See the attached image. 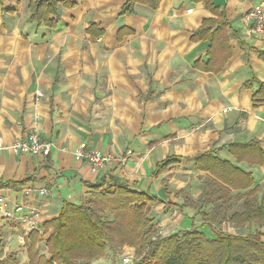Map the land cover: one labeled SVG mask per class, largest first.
I'll return each instance as SVG.
<instances>
[{
    "label": "crops",
    "instance_id": "crops-1",
    "mask_svg": "<svg viewBox=\"0 0 264 264\" xmlns=\"http://www.w3.org/2000/svg\"><path fill=\"white\" fill-rule=\"evenodd\" d=\"M73 1L59 5L49 28L29 18L31 0H0V196L12 214L0 208V259L27 260L19 215L28 207L42 223L63 201L82 203L86 183L111 177L156 196L153 214L166 230L191 225L213 202L185 203L174 190L202 195L210 175L193 165L202 153L252 171L264 193V161L235 163L227 149L249 140L264 149V104L254 107L251 98L264 81V33L244 20L258 0H213L215 12L203 1L160 0L156 9L135 2L129 14H120L124 0ZM204 21L224 26L212 47L193 36ZM32 130L50 143L46 156L2 147ZM79 142L111 154L103 173L74 160ZM168 157L178 163L157 171Z\"/></svg>",
    "mask_w": 264,
    "mask_h": 264
},
{
    "label": "trees",
    "instance_id": "trees-1",
    "mask_svg": "<svg viewBox=\"0 0 264 264\" xmlns=\"http://www.w3.org/2000/svg\"><path fill=\"white\" fill-rule=\"evenodd\" d=\"M159 1L124 0L120 14L132 12L135 2L156 9ZM195 1H203L210 12L218 10L213 0ZM75 4L73 0H31L29 18L53 28L59 19V5L69 8ZM216 26L212 30L208 21H204L193 36L206 38L212 47V37L224 27L221 21ZM93 28L95 26L91 25L88 30ZM258 54L261 57L264 52ZM253 79L247 80V85H251ZM257 83L258 87L251 95L254 107L264 104V81ZM227 149L235 163L261 165L264 161V149L255 140L231 143ZM177 163L176 159L168 157L158 165L157 171ZM193 165L209 173L212 180L209 195L224 190L218 200H229L231 190H244L232 194L244 201L241 210L228 216L230 222L264 223V193L258 196L259 186L254 182L252 171H244L210 152L196 157ZM85 186L87 195L82 203L63 201L56 216L40 223L41 232L33 229L24 236L27 264H87L105 255L108 248L124 245L134 248L139 256L136 261L133 259V264H264V231L257 229L245 235H235L213 230V235L208 236L201 229L193 228L152 239L157 228L148 211L150 205L158 201L156 196L132 189L122 179L114 177ZM0 264L14 263L0 259Z\"/></svg>",
    "mask_w": 264,
    "mask_h": 264
},
{
    "label": "rangeland",
    "instance_id": "rangeland-1",
    "mask_svg": "<svg viewBox=\"0 0 264 264\" xmlns=\"http://www.w3.org/2000/svg\"><path fill=\"white\" fill-rule=\"evenodd\" d=\"M175 178L178 179H182L181 174H174ZM188 176H191L190 174H188ZM190 180V178H189ZM203 183H205V185H203V192L202 195H200L199 197H194V198H190V196H186L184 194V190L183 189H175L174 193L178 196V194H181L182 197L185 199V203H193L195 202L196 205H200L202 202H207L210 201L213 204V207L210 206V208L208 209L207 213H203V212H196L197 216L199 217L200 214V218L195 217L192 218L193 223L191 225L188 224V226L183 225V224H179L178 226L173 225V227H171V229H165L166 227L161 226L160 224H158V219L154 217L153 214V207H149V211L148 214L149 216H151L153 218V221L156 222V228L157 230L155 231V233L152 234V239L155 237H164L165 235H168L170 233H175V232H179V231H183L186 229H193V228H199L201 229V231H204L208 236H212L213 235V230H218V231H225L227 233H232L235 235L241 234V235H245L247 233H252L255 230H261L264 231V223H259L258 221H252L250 224L245 225L244 223H235L233 221H229L228 220V216H230L231 213L233 212H237L239 210H241L242 207V203H243V199L241 198H236L230 200V202L227 201H219L218 199H216L215 196L219 195V194H215V195H209V193H207V195L205 194L208 190L211 189L210 185L212 184V180L210 178V181L205 178L202 179ZM192 183V181L189 182V184ZM210 187V188H209ZM209 192V191H208ZM240 192V191H238ZM244 192V191H243ZM240 192V193H243ZM259 196V194H258ZM233 196H231L232 198ZM195 199V201H194ZM193 200V202H192ZM157 203V202H155ZM198 218V221H202L201 224L197 223L194 221V219ZM20 247V246H19ZM40 251L42 250V247H40ZM15 253V252H14ZM130 255L132 257H134V260L136 261L138 259V255L135 254V250L132 247L129 246H114L112 248H108L107 252L105 255L93 259L92 261H90L87 264H122L121 261V256L122 255ZM3 256V252L0 251V257ZM3 259V258H1ZM4 259H7L8 263H14V264H27V260L25 256L22 257H15V256H5ZM23 260V261H22ZM22 262V263H21Z\"/></svg>",
    "mask_w": 264,
    "mask_h": 264
},
{
    "label": "built area",
    "instance_id": "built-area-1",
    "mask_svg": "<svg viewBox=\"0 0 264 264\" xmlns=\"http://www.w3.org/2000/svg\"><path fill=\"white\" fill-rule=\"evenodd\" d=\"M244 20L246 24L251 25L252 30L257 34L264 33V0H258L257 5L245 13ZM41 94L42 93L40 91L36 93L37 96H41ZM2 147L11 149L14 153L21 152L35 155L38 154L42 156L49 154L51 149L50 143L46 139L44 140L35 130L30 131L26 137L17 140L15 143L9 146L2 145ZM73 158L74 160L86 162L89 166V169L93 173L101 174L104 172L112 156L107 152L102 153L98 149L88 148L84 142H79L73 151ZM23 189L25 194H29L31 190L28 186ZM38 192L41 195L47 194L44 189H41ZM5 205L4 197L0 196V208H4ZM14 208V212L18 213V211L23 210L24 207L22 204H18ZM3 210V214L8 217L12 216V214L5 210V208ZM40 216L41 214L39 210L35 209L34 207H28L25 213L19 215V219L20 222L24 224L27 232L33 229H37L39 232H41L39 227ZM27 232L24 233V235H26ZM21 237V240H23V236ZM133 259L134 257L125 254L121 256L120 262L122 264H133Z\"/></svg>",
    "mask_w": 264,
    "mask_h": 264
}]
</instances>
